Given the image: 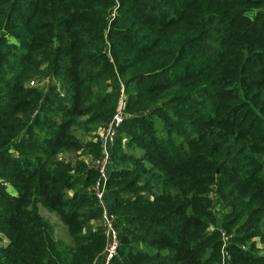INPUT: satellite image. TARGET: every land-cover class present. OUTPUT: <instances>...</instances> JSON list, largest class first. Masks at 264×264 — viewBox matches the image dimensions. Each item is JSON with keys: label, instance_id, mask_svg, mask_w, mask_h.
<instances>
[{"label": "trees", "instance_id": "16d2710c", "mask_svg": "<svg viewBox=\"0 0 264 264\" xmlns=\"http://www.w3.org/2000/svg\"><path fill=\"white\" fill-rule=\"evenodd\" d=\"M122 95L113 264H264V0H0V264L96 263Z\"/></svg>", "mask_w": 264, "mask_h": 264}, {"label": "built area", "instance_id": "2783aa9c", "mask_svg": "<svg viewBox=\"0 0 264 264\" xmlns=\"http://www.w3.org/2000/svg\"><path fill=\"white\" fill-rule=\"evenodd\" d=\"M30 85L33 87L37 86V84L34 82H31ZM125 117V99L122 95L119 106L115 115L113 116L111 123L106 129H102L100 131L99 136L101 139L102 149L101 156L95 157L93 155H86L83 157L88 168L95 169L99 173V178L93 186L92 191L98 199L103 212L100 220L93 221L92 226L94 229H97L100 226L103 227L107 235V245L95 264H113V260L117 257L118 250L120 247L119 235L115 228L116 217L109 212V209L105 203V197L107 193V183L109 179V167L111 165V150L118 136V128L123 123ZM63 155L66 154L60 155L59 158L63 159ZM96 222H98L99 224H95ZM214 229L215 227L213 226L210 228V230ZM222 234L224 236V240L227 242L228 237L226 236L224 230H222ZM258 246L261 250L262 245L258 244ZM242 248L247 249V246H243ZM222 264H232L231 257L229 256V253L226 248L223 249Z\"/></svg>", "mask_w": 264, "mask_h": 264}, {"label": "rangeland", "instance_id": "374dc122", "mask_svg": "<svg viewBox=\"0 0 264 264\" xmlns=\"http://www.w3.org/2000/svg\"><path fill=\"white\" fill-rule=\"evenodd\" d=\"M41 86L43 87H47L49 85V82L46 80V81H43L39 83ZM100 130H97V131H91L90 133H86L84 132L83 130H77L76 134L78 135V137L82 140H84L85 142H89L91 140L93 141H96L95 137L96 136H99L100 134ZM66 155H63V159L69 163H72L74 164V162H76L78 159H77V155H74V154H67L65 153ZM9 191L13 192V189L12 188H9ZM41 213L42 215L48 219L50 221V223L52 224L53 228H54V234H55V237L58 239V240H62L64 242H67V243H70L71 241V238L69 237V234L67 233L65 227L63 226V224L61 223V221L58 219L57 216H55L54 214L52 213H49L46 209H42L41 208ZM95 224H99L98 222H96Z\"/></svg>", "mask_w": 264, "mask_h": 264}, {"label": "crops", "instance_id": "0c3cea01", "mask_svg": "<svg viewBox=\"0 0 264 264\" xmlns=\"http://www.w3.org/2000/svg\"><path fill=\"white\" fill-rule=\"evenodd\" d=\"M1 236V235H0ZM4 240H6V239H4ZM1 243H3V244H6V242L5 241H3V242H1Z\"/></svg>", "mask_w": 264, "mask_h": 264}]
</instances>
